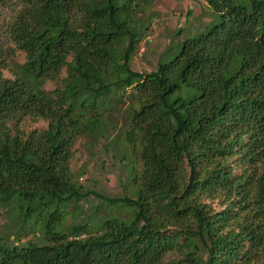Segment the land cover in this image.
<instances>
[{"label": "trees", "instance_id": "1", "mask_svg": "<svg viewBox=\"0 0 264 264\" xmlns=\"http://www.w3.org/2000/svg\"><path fill=\"white\" fill-rule=\"evenodd\" d=\"M154 1L21 0L23 60L0 70V264H264V0H204L216 20L134 70ZM78 138L126 162L122 195L76 184Z\"/></svg>", "mask_w": 264, "mask_h": 264}, {"label": "rangeland", "instance_id": "2", "mask_svg": "<svg viewBox=\"0 0 264 264\" xmlns=\"http://www.w3.org/2000/svg\"><path fill=\"white\" fill-rule=\"evenodd\" d=\"M20 8L21 0H2L0 4V70L7 77H11V73L6 64L23 60V55L14 48L8 33ZM216 17L204 0H155L146 14V19L150 22L149 28L137 45L131 67L138 71L154 69L168 46L181 40L187 32L203 28L211 20H216ZM45 126L44 121L32 117H26L20 123V128L25 132ZM72 153L70 168L76 184L82 190L92 189L106 195H122L124 186L121 179L127 174L126 162L119 163L111 151L103 148L101 141L97 144L78 138L72 146ZM130 157L133 160V156ZM97 202L90 198L86 202L88 206L83 203V212H92ZM203 202L211 212L225 207L218 198L203 199ZM4 224V219L0 217V233ZM176 257V253H168L164 261Z\"/></svg>", "mask_w": 264, "mask_h": 264}]
</instances>
